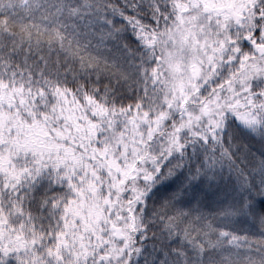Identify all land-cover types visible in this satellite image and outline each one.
Instances as JSON below:
<instances>
[{"label":"snow or ice","instance_id":"1","mask_svg":"<svg viewBox=\"0 0 264 264\" xmlns=\"http://www.w3.org/2000/svg\"><path fill=\"white\" fill-rule=\"evenodd\" d=\"M0 264H264V0H0Z\"/></svg>","mask_w":264,"mask_h":264}]
</instances>
